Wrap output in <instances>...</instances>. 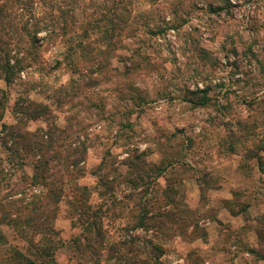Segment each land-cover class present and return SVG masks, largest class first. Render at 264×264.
I'll list each match as a JSON object with an SVG mask.
<instances>
[{"label": "rangeland", "instance_id": "rangeland-1", "mask_svg": "<svg viewBox=\"0 0 264 264\" xmlns=\"http://www.w3.org/2000/svg\"><path fill=\"white\" fill-rule=\"evenodd\" d=\"M6 64L0 264H264V0H0Z\"/></svg>", "mask_w": 264, "mask_h": 264}, {"label": "trees", "instance_id": "trees-1", "mask_svg": "<svg viewBox=\"0 0 264 264\" xmlns=\"http://www.w3.org/2000/svg\"><path fill=\"white\" fill-rule=\"evenodd\" d=\"M1 68H3V69H1ZM11 68L12 67L9 66L8 64L4 65V67L0 66V71L4 70L3 72L5 75L3 76V79L5 80L6 83H10V81H9L10 76L13 74V71L11 70ZM3 100H5V96L2 93V101H0V117L2 116L1 113L4 109V104H5ZM201 104H205V102L202 101ZM29 118H30L29 120H35V119H39L41 117L38 114H36V115L30 116ZM7 129L8 128L5 125H2V130L0 131V133L1 132L4 133V130H7ZM44 133L46 135H48L47 132H44ZM3 137L1 138L2 140H3ZM49 141H52V138L50 136H49ZM259 148H260V150L264 149V142H262V145ZM29 150H31V149H29ZM249 158H250L249 160L256 159L257 165H259V169L262 172H264V159L262 156H257V155L253 156L252 154H250ZM129 165L134 166L133 163H131ZM99 169L97 170L96 173L100 172ZM35 171L37 173L35 175V178L37 177L38 179H43L42 175H40V174L44 175V174H46V172L48 170H47V168L42 169V167L40 165H36ZM65 172L68 174V172H69L68 169H66ZM38 179H34V182L37 181ZM57 189L59 190L60 193L62 192L61 188L58 187ZM72 190H73V192H75V194L73 193L74 201H77L79 203V207L77 208V206H76V208H74L73 214H76V213L78 214V216L80 217L79 221L81 222V224L84 227L83 230L89 236L95 235L96 238H98L100 241H102L101 238L103 239V236L101 234L102 233L101 219L103 217L102 213L104 211L99 209L100 210V212H99V211H92L91 209H89V207L87 206V200L89 198V194L87 193V189L85 187H81L80 185L74 184ZM51 194H52V191L49 192V195H48L49 198L52 196ZM59 199H60V197L58 195V198L56 197L55 201H57ZM12 206H14V204ZM47 207H48L47 204H45L41 201H38L36 204L32 205L30 207V209H47ZM35 211L36 210H33L32 214H35L36 213ZM144 218H146V215ZM47 220H49V218H47ZM146 220L148 221L149 218H147ZM254 221H255V223L258 224V226H260L258 230L261 229L259 232L257 231L258 233L256 232L257 238L259 239V241L263 240L262 242H264V237H263V235H264V214L261 215L259 218L255 219ZM26 222L29 223L28 226H31V228L35 232V234H39V235L41 234L42 235V232H47V234L56 235V233H57L54 230L53 226L49 225L48 223L46 225H44L43 224V222H44L43 218L38 217L37 214L34 217H33V215L28 216L26 221H24V223L26 224ZM15 226H17V225H15ZM136 226H139V225H135V227ZM261 227H263V228H261ZM83 238L87 239V236L84 235ZM35 248H36V251L38 252L39 256H42L43 258L45 257L46 259H48V258L51 259L50 253H51V251L53 252L51 240H49L47 243L38 242V244H36ZM24 260H26V263ZM7 263L8 264H32L31 261L25 259V257H23L21 254H19L17 251L14 252V256H12L11 258H9L7 260ZM132 263L136 264V262H134V261ZM93 264H100L99 259L95 258L93 261Z\"/></svg>", "mask_w": 264, "mask_h": 264}]
</instances>
